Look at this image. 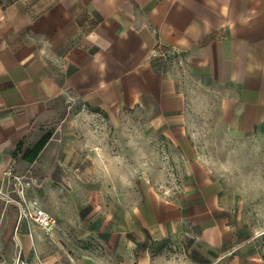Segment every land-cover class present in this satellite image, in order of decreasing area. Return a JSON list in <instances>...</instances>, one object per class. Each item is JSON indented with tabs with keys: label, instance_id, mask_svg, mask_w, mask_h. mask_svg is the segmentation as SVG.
<instances>
[{
	"label": "crops",
	"instance_id": "crops-1",
	"mask_svg": "<svg viewBox=\"0 0 264 264\" xmlns=\"http://www.w3.org/2000/svg\"><path fill=\"white\" fill-rule=\"evenodd\" d=\"M163 45L215 95L212 130L264 137V0H0V264H66L58 254L86 251L79 263L102 264L78 247L87 238L107 242L116 255L107 264H176L138 250L133 231L150 242L183 225L198 245L221 252L217 260L264 264L251 238L236 242V198L192 146L187 88L179 66L159 58ZM68 94L112 116L152 110L165 136L186 146L181 189L106 200L97 152L72 143L71 121L49 126L54 103ZM22 197L55 217L51 234L20 221L14 200Z\"/></svg>",
	"mask_w": 264,
	"mask_h": 264
},
{
	"label": "rangeland",
	"instance_id": "rangeland-1",
	"mask_svg": "<svg viewBox=\"0 0 264 264\" xmlns=\"http://www.w3.org/2000/svg\"><path fill=\"white\" fill-rule=\"evenodd\" d=\"M157 51L163 62L179 66L182 85L188 92L190 128L195 134L192 146L196 145L199 159L214 169L225 189L236 198L232 209V226L240 234L236 242L251 238L250 246L258 250L264 261V137L236 139L212 130L216 118L215 95L205 93L203 87L187 76L173 50L163 45ZM211 99L213 102L207 106ZM53 111L55 115L49 126L56 128L64 121H71L72 143L86 153L97 152L98 175L106 200L115 196L117 200L129 197L136 202L140 192L147 188L168 196L181 189L186 174V158L181 156V152L186 146L165 136L164 127L152 110L123 111L112 116L68 94L54 103ZM90 165H93L91 159ZM33 186L31 190L36 195L39 187ZM41 199L44 200L43 194ZM35 201L44 208L41 201ZM133 232L134 240L138 239L134 242L139 245L138 250L143 244L149 247L151 255L167 258L176 264H232L230 254L217 260L221 252L198 245L192 230L185 225L173 234L150 238V242L146 240L148 234L144 231L141 234L136 230ZM135 234L142 235L144 241H139L140 237H135ZM76 242L82 249H93L94 254L104 260L102 264L116 256L103 238ZM89 253H65L64 258L61 254L58 256L60 260L68 258L66 264H83L79 261L86 255H92Z\"/></svg>",
	"mask_w": 264,
	"mask_h": 264
},
{
	"label": "built area",
	"instance_id": "built-area-1",
	"mask_svg": "<svg viewBox=\"0 0 264 264\" xmlns=\"http://www.w3.org/2000/svg\"><path fill=\"white\" fill-rule=\"evenodd\" d=\"M7 176L12 175V170L6 171ZM19 181L18 177H15ZM0 194H2L0 190ZM18 207L19 219L20 221L26 223L27 225H36L40 227L46 234H51L56 226V219L44 208L38 205L37 202L32 200H27L22 197L19 200H14ZM18 264H29L27 261H20Z\"/></svg>",
	"mask_w": 264,
	"mask_h": 264
},
{
	"label": "trees",
	"instance_id": "trees-1",
	"mask_svg": "<svg viewBox=\"0 0 264 264\" xmlns=\"http://www.w3.org/2000/svg\"><path fill=\"white\" fill-rule=\"evenodd\" d=\"M51 134L47 133L30 151L32 153L31 156L28 157L29 161H34L38 155V153L43 149V147L46 145L48 140L50 139Z\"/></svg>",
	"mask_w": 264,
	"mask_h": 264
}]
</instances>
